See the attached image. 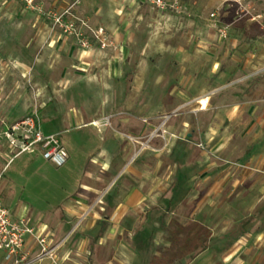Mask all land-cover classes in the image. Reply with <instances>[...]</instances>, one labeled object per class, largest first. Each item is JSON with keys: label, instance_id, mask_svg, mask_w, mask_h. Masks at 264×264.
Returning <instances> with one entry per match:
<instances>
[{"label": "rangeland", "instance_id": "obj_1", "mask_svg": "<svg viewBox=\"0 0 264 264\" xmlns=\"http://www.w3.org/2000/svg\"><path fill=\"white\" fill-rule=\"evenodd\" d=\"M180 3L178 14L135 0H35L34 10L18 0H0V201L12 221L33 230L24 235L17 255L0 249V264L52 261L49 237L39 234L41 220L64 215L56 204L64 196L57 186L61 176L76 180L82 170L79 159L54 165L40 148L15 157L19 149L8 142L5 126L27 117L45 135L59 131L69 146L91 149L96 162L108 148V158L125 161L110 197L123 191L127 196L132 188L143 193L142 212L126 217L122 239L149 257L169 244L172 219L206 224L212 247L246 233L250 216L243 209L216 211L217 216L212 202L197 209L199 170L209 165L201 156L212 151L198 146L199 117L186 103L208 90L217 73L241 70L251 53H264V0ZM108 132H123L128 141ZM108 138L113 145H107ZM108 161L96 164L95 174L102 175ZM211 169L208 176H217ZM135 172L142 177L136 179ZM105 181L95 183L102 189L93 202L108 201L106 191L102 194ZM110 205L103 217L114 211ZM14 212L25 215L15 219ZM98 229L105 235L115 227L101 222ZM28 236L37 249L28 247ZM39 237L47 238L46 251ZM178 264L225 262L202 256Z\"/></svg>", "mask_w": 264, "mask_h": 264}, {"label": "crops", "instance_id": "obj_2", "mask_svg": "<svg viewBox=\"0 0 264 264\" xmlns=\"http://www.w3.org/2000/svg\"><path fill=\"white\" fill-rule=\"evenodd\" d=\"M142 5L149 8L146 4ZM208 94H211V100L206 111L199 112L196 105L188 106L190 111L199 117V144L212 151L209 156L205 153L201 156L202 162L209 165L208 168L199 170L202 180L199 182L195 201L197 209L212 202L216 216V211L243 209L250 218L246 233L241 237L236 235L228 243H215L212 247L211 235L208 249L193 259L211 256L223 258L225 264H237V261L244 257L246 260L239 264H264V53H251L241 70L232 68L227 73H217L208 90L186 104ZM7 127L5 126L6 129ZM57 133L59 131L53 134ZM122 133L115 135L114 132H108L107 135L113 134L114 138L124 144L128 139ZM129 139L135 141L130 137ZM62 140L69 154L65 165L74 164L78 159L83 164L81 174L76 180H63L61 176L62 181L57 186L60 195L64 196L56 204L64 210V215L60 218L53 215L39 223V234L49 237L52 253L60 262L69 259L71 264H150L155 257L160 256L161 249L149 257L148 253L131 247L127 240L122 239L124 228L121 226L126 217L131 213L142 212L141 208L146 200L143 193L137 188H132L127 196L123 191L116 199L110 197L114 189L110 185L121 175L125 161H120V157L108 158V155L111 156L108 148L106 157L96 162L91 149L77 150L76 147L66 144L64 137ZM106 143L108 146L114 144L109 138ZM12 159L13 157H10L8 163ZM108 159V169L102 175L95 174L93 167ZM111 162L115 166L110 165ZM209 168H212L211 171L216 172L217 176H208ZM134 175L136 179L142 177V173L135 172ZM102 178L106 180L102 194L106 191L108 198L106 199L105 195L104 199L108 201L103 203L102 198L95 203L92 197L102 189L95 183ZM210 178H214L212 185L206 183ZM78 193L79 196L73 197ZM109 204L114 206V211L111 215L103 217V212ZM24 215L22 212L15 213L13 217L21 219ZM101 222L114 225L115 229L110 230L111 234L101 235L98 229ZM219 225L221 226L222 222ZM27 245L31 250L37 249L31 236L27 237ZM41 264L53 262L46 259Z\"/></svg>", "mask_w": 264, "mask_h": 264}, {"label": "built area", "instance_id": "obj_3", "mask_svg": "<svg viewBox=\"0 0 264 264\" xmlns=\"http://www.w3.org/2000/svg\"><path fill=\"white\" fill-rule=\"evenodd\" d=\"M27 9H35V0H18ZM139 1L154 10L161 12L171 13H182L183 7L181 6L180 0H135ZM211 94H208L193 103L196 105L199 112L206 111L210 105ZM8 142L14 147L18 148L19 156L27 152H34L35 148H40L43 153L45 160L53 163L58 167L64 166L68 159L69 154L63 145L61 138L57 134L45 135L39 123L33 117H27L26 119L15 123L7 127L5 132ZM199 147L205 149L202 144ZM33 235V230L24 227V223H16L12 221L10 212L3 207L0 201V249L8 251V256L17 255L18 250L21 249L24 244V235ZM46 237H39L38 242L43 247L44 251L47 250L45 247ZM48 253V252H45ZM52 259L53 264H62L59 259L51 252L48 256ZM42 261V257L39 258Z\"/></svg>", "mask_w": 264, "mask_h": 264}, {"label": "trees", "instance_id": "obj_4", "mask_svg": "<svg viewBox=\"0 0 264 264\" xmlns=\"http://www.w3.org/2000/svg\"><path fill=\"white\" fill-rule=\"evenodd\" d=\"M169 247L160 250L150 264H176L186 258L193 259L209 247L211 232L198 221L191 220L186 224L172 220L168 225Z\"/></svg>", "mask_w": 264, "mask_h": 264}]
</instances>
